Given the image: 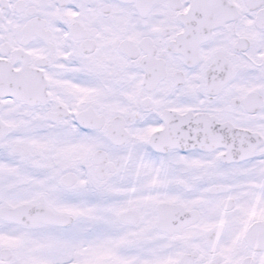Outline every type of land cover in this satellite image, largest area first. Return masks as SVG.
I'll return each mask as SVG.
<instances>
[{"label":"snow or ice","instance_id":"1","mask_svg":"<svg viewBox=\"0 0 264 264\" xmlns=\"http://www.w3.org/2000/svg\"><path fill=\"white\" fill-rule=\"evenodd\" d=\"M0 264H264V0H0Z\"/></svg>","mask_w":264,"mask_h":264}]
</instances>
